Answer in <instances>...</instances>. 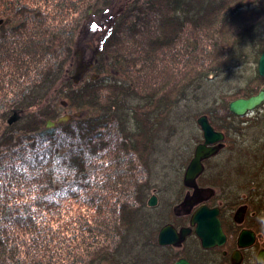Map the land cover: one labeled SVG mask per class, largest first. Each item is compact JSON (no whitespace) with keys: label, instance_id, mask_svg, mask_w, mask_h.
<instances>
[{"label":"trees","instance_id":"obj_1","mask_svg":"<svg viewBox=\"0 0 264 264\" xmlns=\"http://www.w3.org/2000/svg\"><path fill=\"white\" fill-rule=\"evenodd\" d=\"M102 1L0 0V264H173L180 256L146 219L161 125L197 82L246 58L243 46L256 62L264 50V0H132L92 69L117 78L63 81L75 32ZM263 85L257 71L202 115L223 132V168L245 191L228 206L247 207L264 249V104L228 108ZM64 99L81 115L61 123ZM15 110L25 115L9 124Z\"/></svg>","mask_w":264,"mask_h":264},{"label":"rangeland","instance_id":"obj_2","mask_svg":"<svg viewBox=\"0 0 264 264\" xmlns=\"http://www.w3.org/2000/svg\"><path fill=\"white\" fill-rule=\"evenodd\" d=\"M253 1L254 0H249L248 3L251 4ZM131 2L132 0H103L99 4L96 11H89L75 32V37L72 41V58L67 61L65 65V72L61 78L63 81L72 80L74 85H78L83 81L91 79H106L108 81H113L117 78L116 75L110 74L108 71H103L99 75V73H95L92 71V69L97 58L100 57L102 53L101 44L105 35L109 32V29L113 27L114 23L118 19V16ZM257 34L264 36V26L258 29ZM243 49L247 51L248 56L246 58H238L240 63L235 64L237 62L235 61L231 66H229L228 69L201 79L194 86H192L187 91L186 96L176 104L174 109L169 114L167 120L162 123L163 125H161L160 131L157 135V148L152 155L151 160L152 169H176L187 166L193 155L195 145L197 144L198 140L201 139V129L200 125L198 124V119L201 116H204L202 113L209 110L210 108H213L212 106L214 105L215 100H221V95L232 94L236 92L258 71V62L254 60L255 57L251 53V46L245 45L243 46ZM237 52H239V50ZM105 69L106 68H104V70ZM60 83L61 82L59 81L58 84ZM53 92L54 91H52L51 94H53ZM61 102L64 108H62L60 111L61 113L57 118V122L64 123L69 121L75 115H81V113H78L76 110L67 107V102L65 99ZM136 102V98L129 97L127 99L128 105L135 104ZM31 110L28 109V111ZM14 112H17V116L19 117L16 122L22 120L23 116L25 115V112L21 110H15L11 113V115H9L7 118L8 120L12 117ZM132 112L133 111L130 110V112L127 114V126L130 127L131 130H134L137 124L133 119ZM60 119H63V121H60ZM57 122L54 123L56 124ZM254 133L255 132L252 133L249 131L248 134H245L240 138L241 141H252V137L255 135ZM224 140L223 142H225ZM230 154L231 153L228 151H224L223 161ZM218 158H216L217 160L212 161L210 166H216L217 161L220 160V157ZM228 172L233 173L234 171L229 169ZM156 174H158V172L152 173V177L155 179L156 177L158 178V175ZM225 175L227 177V184L223 190L226 194V202L229 204L230 199H232L234 196L236 197L235 194L238 193L245 197L244 188H241V185H238L240 179L237 180L232 174L229 176L228 174ZM160 177L161 176L159 175V178ZM240 183H242L241 180ZM160 187H162L163 190V204L168 200H177L176 197L180 193V190L178 191L177 185H173V187H171L170 185L167 186L162 184ZM150 191H148V193ZM160 204L161 203H159L158 206L154 208H157L158 210L161 209ZM240 206L245 208V211L243 210V214L241 215L243 222H245L248 216L246 206L239 204L228 206V210L235 211L236 208ZM184 208L181 209V211H184ZM151 209V207L147 206V214H153L154 219H156L155 216H157V212L155 209L154 211ZM162 209H164V207ZM146 219L148 218L146 217ZM152 224L154 226V230H156V228L158 229L160 226L157 220H153ZM147 252L148 250L145 254H147ZM249 264L256 263L251 261Z\"/></svg>","mask_w":264,"mask_h":264},{"label":"flooded vegetation","instance_id":"obj_3","mask_svg":"<svg viewBox=\"0 0 264 264\" xmlns=\"http://www.w3.org/2000/svg\"><path fill=\"white\" fill-rule=\"evenodd\" d=\"M203 142L204 136L201 129V141H198L195 145L193 155L187 166L176 169H151V175L145 177L146 186H149V191L152 190L147 195L146 204L148 207L152 208V211L155 209L157 212V216H155L156 219H154L153 214H148L147 218L157 220L160 225L158 229L156 228L157 242L159 244L161 230L166 226H171L178 234L176 242L174 244L159 245L167 247L169 250L178 254L180 257H178L176 261L184 258L191 264H249L251 261L256 264H263L264 261H259V254L264 251V249L259 248L258 233L252 228H249L245 222H243V218H241L245 208L243 206L237 207V211L235 210L236 214L235 211L228 210L226 194L223 190L227 184V177L225 174L228 172L227 169L223 168V147L225 145L223 140L211 145L212 147L218 146V150L202 160L203 169L201 173L197 175L194 180L189 182L185 181L187 168L194 157L196 147ZM218 157H220V160L217 161V165L210 166L212 161L217 160L216 158ZM153 172H158V174H156L158 178L156 177L155 179L152 177ZM159 175L161 176L160 178ZM157 184L170 185L171 187L177 185L178 191L180 190L179 195L176 197L177 200H168L163 204V190L162 187H160L161 185L158 186ZM152 198H155V203L150 205ZM159 203H161L160 211L154 208L158 206ZM202 206L218 209L217 216L226 237L225 242L221 245H215L209 248H204L202 246L201 239L196 233L197 224L192 223L193 214ZM163 207L164 209H162ZM183 208L184 211H181ZM243 230H250L254 233L255 242L252 245L239 247L238 238ZM237 250L241 253L240 258L233 257V253ZM182 253L187 256H184Z\"/></svg>","mask_w":264,"mask_h":264},{"label":"water","instance_id":"obj_4","mask_svg":"<svg viewBox=\"0 0 264 264\" xmlns=\"http://www.w3.org/2000/svg\"><path fill=\"white\" fill-rule=\"evenodd\" d=\"M2 20H0V24ZM258 73L264 78V50L258 60ZM264 104V86L260 91L248 98H238L229 103V110L237 115L244 116L247 113L255 110ZM17 112H14L11 118H9L8 123L12 124L18 120ZM63 121V119H60ZM55 123L48 121L47 126L51 127ZM198 124L200 125L204 142L196 147L195 154L191 160L187 172L185 175V181L189 182L194 180L197 175H199L203 169L202 160L218 150V146L212 147L211 145L216 142H221L224 140L225 136L222 132L216 131L214 127L210 124L207 116H201L198 119ZM155 203V198H152L150 205ZM218 209H211L208 206H202L198 208L192 216V223L197 224L196 233L200 237L202 246L204 248H209L215 245H221L225 242V234L222 231L221 224L218 218ZM178 234L171 226L164 227L159 235V244L168 245L174 244L177 240ZM255 242V235L250 230H243L238 238L239 247H247ZM233 257L240 258L241 253L239 250L233 253ZM259 261H264V251L259 254ZM174 264H191L188 260L182 258L176 261Z\"/></svg>","mask_w":264,"mask_h":264}]
</instances>
